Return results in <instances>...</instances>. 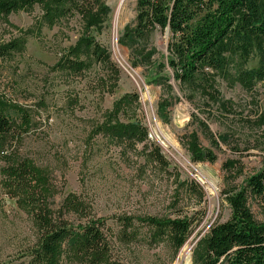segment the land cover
<instances>
[{
  "label": "rangeland",
  "instance_id": "rangeland-1",
  "mask_svg": "<svg viewBox=\"0 0 264 264\" xmlns=\"http://www.w3.org/2000/svg\"><path fill=\"white\" fill-rule=\"evenodd\" d=\"M118 2H89L92 13L101 12L97 26H89L82 7L57 0H38L0 15V45L22 44L0 57V99L30 116L24 129L19 112L10 110L13 129L0 140V264H31L38 237L29 207L8 184L7 168L22 160L52 209L75 195L106 220L109 264H198L200 238L230 216L228 197L249 175L264 171V80L242 84L237 79L239 69L258 67L257 53L244 62L239 54L231 56L226 73L212 72L204 91L189 87L168 63L169 31L156 29L122 43L135 23L137 0L130 1L115 27ZM86 38L103 46L109 60L92 56ZM67 58L78 70L65 67ZM126 95L133 99L124 101ZM117 107L111 125L122 124L126 135L124 127L140 121L147 140L108 135L103 125ZM190 134L202 151L213 153L214 162L196 161ZM156 146L163 162L151 155ZM229 162L232 175L224 170ZM249 206L264 223V195L250 198ZM180 216L203 218L179 249L144 220ZM70 218L77 226V218ZM58 264L93 263L64 250Z\"/></svg>",
  "mask_w": 264,
  "mask_h": 264
},
{
  "label": "trees",
  "instance_id": "trees-1",
  "mask_svg": "<svg viewBox=\"0 0 264 264\" xmlns=\"http://www.w3.org/2000/svg\"><path fill=\"white\" fill-rule=\"evenodd\" d=\"M37 1L0 0V15L7 16L29 8ZM57 1L82 7L80 12L83 11V14L88 11L89 19L91 18L89 26H97L101 21V12L92 13V9H88L91 0ZM136 11L135 23L127 27L122 43L124 40L140 39L147 32L156 29L169 31L173 41L170 46L172 56L168 63L175 71V78L182 84L204 91L203 82L213 77L212 72L226 73L231 56L239 54L244 62L254 52L259 58L258 67L239 69L237 79L242 84L264 80V0H137ZM86 39L89 40L88 47L92 56L98 60H109L110 55L103 46L94 38ZM21 46L19 40L0 45V57L9 56L12 51L20 50ZM67 66L78 70V63L70 58L66 59L65 67ZM80 66L84 67V64ZM132 99L133 95H126L123 100ZM12 109L19 112L24 129L30 124L27 111L0 99V140H4L13 129L9 119V111ZM119 109L117 107L103 125L108 135L118 134L116 136L120 140H147L149 133L140 121L127 124L124 127L126 135L122 124L111 125V119ZM188 136L194 155L199 156L196 161L216 160L213 153L199 148L196 135ZM151 155L159 162L164 161L157 146ZM233 167L234 163L229 162L224 165V170L232 175ZM7 175L8 184L18 191L21 200L29 207L38 229V237L30 253L31 264H58L64 250L85 256L93 264H109L106 220L93 215L84 200L69 195L60 209H52L47 193L34 181L33 172L26 160L9 166ZM189 187L193 188V184H189ZM263 195L264 171L249 175L228 197L231 209L229 218L213 223L200 238L196 257L198 264H264V223L254 218L249 206L250 198L256 199ZM70 217L77 218V226L73 225ZM202 218L203 216L167 219L147 217L144 220L160 236H168L179 249L190 238ZM125 225L131 227L132 221L125 222Z\"/></svg>",
  "mask_w": 264,
  "mask_h": 264
},
{
  "label": "bare ground",
  "instance_id": "bare-ground-1",
  "mask_svg": "<svg viewBox=\"0 0 264 264\" xmlns=\"http://www.w3.org/2000/svg\"><path fill=\"white\" fill-rule=\"evenodd\" d=\"M130 1L131 0H119L118 5L116 7L115 10V27L119 26V24L121 23V21L123 20V18L125 17V11L128 8V6L130 5ZM129 10V9H128ZM186 162H188L187 159H185ZM182 256L184 259H186L188 257V251H182ZM180 264V263H178Z\"/></svg>",
  "mask_w": 264,
  "mask_h": 264
}]
</instances>
